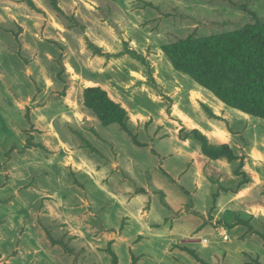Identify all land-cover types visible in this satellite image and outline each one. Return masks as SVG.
Listing matches in <instances>:
<instances>
[{
  "label": "rangeland",
  "instance_id": "1",
  "mask_svg": "<svg viewBox=\"0 0 264 264\" xmlns=\"http://www.w3.org/2000/svg\"><path fill=\"white\" fill-rule=\"evenodd\" d=\"M242 5L264 21V0H0V264H264L244 225L264 234V120L216 114L162 51L240 29ZM88 87L142 146L101 124Z\"/></svg>",
  "mask_w": 264,
  "mask_h": 264
},
{
  "label": "trees",
  "instance_id": "2",
  "mask_svg": "<svg viewBox=\"0 0 264 264\" xmlns=\"http://www.w3.org/2000/svg\"><path fill=\"white\" fill-rule=\"evenodd\" d=\"M241 8L252 17V22L240 29L206 37L187 36L164 45L162 51L175 70L188 75L226 107L264 120V21L246 6ZM83 97L84 105L95 112L103 126L117 124L134 144L142 146L128 128L127 112L105 90L88 87ZM190 134L199 143L204 157L238 161L235 175L246 176L242 171L243 159L228 144H214L197 129H192ZM162 173L169 178L163 170ZM247 182L242 179L237 188ZM244 225L247 235L255 234L264 243L263 233L248 223ZM111 255L112 264H117L115 254L111 252Z\"/></svg>",
  "mask_w": 264,
  "mask_h": 264
},
{
  "label": "crops",
  "instance_id": "3",
  "mask_svg": "<svg viewBox=\"0 0 264 264\" xmlns=\"http://www.w3.org/2000/svg\"><path fill=\"white\" fill-rule=\"evenodd\" d=\"M220 103V104H219ZM219 103L217 104V108H218V112H215L216 114H224V117L226 118L227 116H230V113H233L236 116V113L243 115V117H241L242 120L247 121L250 120L251 117L247 114H244L236 109L230 108V107H226L222 102L219 101ZM229 108V109H228ZM231 110V111H230ZM245 116V117H244ZM253 118V117H252ZM221 137H223V134H221ZM227 144V143H225ZM214 161V160H213ZM201 218V217H200ZM196 225L200 224V222H202L201 219L197 218L196 221ZM249 237V236H248ZM258 246L260 247V250L262 252H264V246L260 243V241H257Z\"/></svg>",
  "mask_w": 264,
  "mask_h": 264
}]
</instances>
